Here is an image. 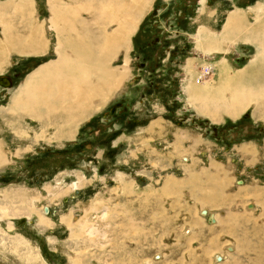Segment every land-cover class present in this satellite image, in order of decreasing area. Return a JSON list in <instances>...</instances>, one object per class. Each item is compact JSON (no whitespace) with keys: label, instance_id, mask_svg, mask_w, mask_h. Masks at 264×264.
Instances as JSON below:
<instances>
[{"label":"rangeland","instance_id":"1","mask_svg":"<svg viewBox=\"0 0 264 264\" xmlns=\"http://www.w3.org/2000/svg\"><path fill=\"white\" fill-rule=\"evenodd\" d=\"M58 3L98 57L124 28L120 79L26 115L14 97L60 60ZM30 30L39 52L4 41ZM0 78V264H264V0H0ZM191 79L215 83L212 114Z\"/></svg>","mask_w":264,"mask_h":264},{"label":"bare ground","instance_id":"2","mask_svg":"<svg viewBox=\"0 0 264 264\" xmlns=\"http://www.w3.org/2000/svg\"><path fill=\"white\" fill-rule=\"evenodd\" d=\"M82 5H86V4L83 3ZM82 5L77 7V11H78L77 13H79V14L81 12H86L83 10L84 7ZM79 7L82 9L81 12H80L81 9L80 10L78 9ZM51 11H52L51 16H53V18H51V19L53 21L54 26L56 27L55 30H57L58 35L60 37V41H61V42H59L60 50L58 52L60 54V60L57 62V64H55L53 66L42 67L41 69H39V71H37V73H35L33 75V77H31L27 81L26 85L21 87V89L19 90L20 92L16 95V97H14L13 108L20 110L24 113H27L26 115L31 114V115L35 116L36 113H39L38 110L36 109V106H40V104H42V105H46V106L48 105V107H52L53 101H58V100L64 102L67 105V109H70V111L72 110V101L75 102V104L78 108L81 105H82L81 107H83L84 104L94 101L93 96L91 94H88V91L91 92L93 90V88L98 89L99 87L104 88L106 90L108 88V87L105 88V86H104L107 83L106 81H108V85L113 87L114 84L117 83L120 79L116 76L115 72H113V74L108 73L106 64H107L108 58L110 57L109 47H110V45L111 46L113 45V47H115V45L122 42L123 34H124L123 33L124 28L121 27V29H119L118 32H116L115 34H112V36H110V38L108 37L110 45H109L108 49L103 48L104 50L101 51L102 54L98 57L96 55V52H94V54H93L92 52H90V50H88L90 48L88 46H87L88 49L87 48L85 50L81 49V47H80L81 44L78 41L81 34H79L77 31H74V27L76 26V24L78 25L79 23L74 24V21L71 17V15L73 13V12L71 13V11H72L71 7L64 5V4H61V3H58L52 7ZM14 19H15V17L12 20H14ZM112 20L109 19L108 21L107 20L104 21L103 22L104 26L107 25L109 22L111 23ZM121 20H123L122 17H120L119 22ZM25 21H27V19H25ZM81 24H83V22ZM81 26L83 27V25H80V27ZM236 28L239 29L240 26L234 27V29H236ZM75 29H77V28H75ZM84 31H86V30H84ZM86 35H87V32H86ZM5 38L6 39H4V41L8 42L7 43L8 47H12L14 49L16 48V50H18L19 53H20V51L23 52L24 50L26 52H39L40 50L43 49V43H44L43 39L41 38V35L39 34V32L36 33V30L35 31L30 30L27 36L19 37V39H16L15 42L11 41L6 36H5ZM88 38H90V37H88ZM81 40L85 41L84 39L80 38V41ZM4 43H5V46H7L6 42H4ZM86 45H88V44H86ZM86 45L83 44V46H86ZM100 46H102V44ZM92 56L94 57V59H93L94 65L93 66L88 64V61H90V58H92ZM221 70H222V68H221ZM95 71H98L100 73L99 79L95 77V81L93 80L94 82H92L93 74L97 73ZM103 72L106 73V75ZM222 73L223 72L221 71V75H222ZM219 74H220V72H219ZM101 76H104V79L106 80V81L104 80L102 83L103 87L101 86L99 81H96V80H100ZM209 84L210 83H208V82L203 83L201 86H195L194 84H191L190 87H192L191 88L192 90L189 88L188 89L190 92L189 93L190 98L194 99L193 102L196 105H198V107L200 109L205 110L206 112L208 110V112L210 114H212L213 110H210L212 107H211V105H209V101L207 100L208 99V97H207L208 91L212 87ZM196 87H202V88H198L196 91L195 90ZM231 89H234V88H231ZM231 89L229 88L228 91L230 93H227V97H229L228 98V104L229 105H228V107H226V111L229 114L237 115L239 113L241 107L243 106V103L246 100L251 99V97L245 91L241 90L238 87L237 88L235 87L234 91H231ZM109 91H111V89H109V90L107 89V92L105 93V95L110 93ZM204 91H206V92L203 93L201 96L197 95L198 92H204ZM58 104H59V102H58ZM209 106L211 107L210 109H208ZM65 109H66V107H65ZM75 109H77V108H75ZM53 111H54V109H53ZM51 113H52V111H51ZM68 115H69V112H68ZM215 116H217V115H215ZM70 121H71V119H70ZM1 161H2V159L0 157V162ZM226 184H228V182L227 183L225 182V185ZM75 186H78V183H76ZM215 199H217V198H215ZM218 202H219V199H218ZM44 211H45L44 213L47 214L50 212V208L45 207ZM203 213H205V212H203ZM144 236H145V234H144ZM161 236H162V234H161ZM148 237H149V235H148ZM145 238H146V236H145Z\"/></svg>","mask_w":264,"mask_h":264},{"label":"crops","instance_id":"3","mask_svg":"<svg viewBox=\"0 0 264 264\" xmlns=\"http://www.w3.org/2000/svg\"><path fill=\"white\" fill-rule=\"evenodd\" d=\"M203 49V48H202ZM220 67L222 68V72L223 73H225V74H223V75H221V71H220V76H219V78H218V83H220V82H222L223 80H222V78H224L225 77V75L227 74V73H230V72H228V70L230 71V69L223 63V64H220ZM224 76V77H223ZM229 77V76H228ZM231 77H234V75H232ZM192 81H190L189 83H188V88L189 89H191L192 87H190V85L191 84H194L195 86L197 85L193 80L194 79H191ZM208 83H210L209 85L210 86H212V88L213 87H216L215 86V83L214 82H212V81H208ZM214 83V84H213ZM198 86H200V85H198ZM189 89H188V92H189ZM192 90V89H191Z\"/></svg>","mask_w":264,"mask_h":264},{"label":"water","instance_id":"4","mask_svg":"<svg viewBox=\"0 0 264 264\" xmlns=\"http://www.w3.org/2000/svg\"><path fill=\"white\" fill-rule=\"evenodd\" d=\"M5 78V77H4ZM2 78H0V81H1Z\"/></svg>","mask_w":264,"mask_h":264}]
</instances>
